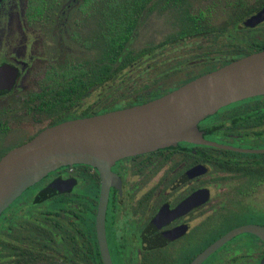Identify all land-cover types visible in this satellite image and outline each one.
Listing matches in <instances>:
<instances>
[{
	"label": "flooded vegetation",
	"instance_id": "1",
	"mask_svg": "<svg viewBox=\"0 0 264 264\" xmlns=\"http://www.w3.org/2000/svg\"><path fill=\"white\" fill-rule=\"evenodd\" d=\"M11 1L0 3V67L8 70L4 80H13L5 91L0 85V160L59 124H53L55 119L97 116L107 108L103 101L84 104L91 93L106 88L105 81L82 96L70 88L76 71L85 70V83L89 80L91 17L74 13L83 0H67L54 16L27 14L28 0L18 11ZM190 1L198 16V0ZM249 1L260 8L228 33L177 42L172 38L180 31L165 37L161 50L171 88L167 93L264 51V21L255 27L244 24L264 8V0ZM165 12L181 29L179 13L171 15L169 5ZM198 130L208 142L245 152L179 141L112 164L105 213L112 264H191L236 228H264V95L222 107L200 121ZM38 185L43 204L51 201L53 207L40 210L51 220L53 263L105 264L97 232L100 171L68 165ZM263 259L264 241L243 233L202 264H262Z\"/></svg>",
	"mask_w": 264,
	"mask_h": 264
},
{
	"label": "water",
	"instance_id": "2",
	"mask_svg": "<svg viewBox=\"0 0 264 264\" xmlns=\"http://www.w3.org/2000/svg\"><path fill=\"white\" fill-rule=\"evenodd\" d=\"M263 21L264 8L244 24L255 27ZM7 74V67H0L2 91L12 87V78H3ZM260 95H264V51L205 74L144 104L46 128L0 160V216L28 189L55 170L73 164L95 167L102 177L98 238L105 264H112L105 235L112 164L179 141L245 152L206 141L198 130V123L224 106ZM243 233L257 235L264 241V228L257 225L239 227L209 246L191 264H202L222 245Z\"/></svg>",
	"mask_w": 264,
	"mask_h": 264
},
{
	"label": "trees",
	"instance_id": "3",
	"mask_svg": "<svg viewBox=\"0 0 264 264\" xmlns=\"http://www.w3.org/2000/svg\"><path fill=\"white\" fill-rule=\"evenodd\" d=\"M67 0H28L27 14L56 15L60 14ZM190 0H83L76 5L75 14L90 15L91 34L89 80L85 83V70L75 72L74 94L80 95L92 90L100 83L113 82L128 69L141 63L164 47V42L140 50H131L130 45L145 14L155 10L165 12L168 5L181 16L182 32L172 38L179 41L191 36L225 34L239 26L256 8L249 0H211L205 7L198 6V16ZM204 1V0H198ZM80 75V76H78ZM165 72L152 82L139 85L131 90L132 100L116 104L109 102L100 113L120 110L144 104L157 99L171 90L166 83ZM80 96V97H81ZM65 121L55 119L53 124ZM37 186L28 189L1 216L0 225V264H54L51 247V220L44 218L41 207L51 210V201L40 199ZM12 210V211H11ZM9 211L11 212L8 217ZM8 214V215H7ZM6 216V218H5ZM8 217V218H7ZM10 219V224L7 222ZM47 221L48 225L44 224ZM42 222V223H41ZM80 257L81 254H80Z\"/></svg>",
	"mask_w": 264,
	"mask_h": 264
},
{
	"label": "rangeland",
	"instance_id": "4",
	"mask_svg": "<svg viewBox=\"0 0 264 264\" xmlns=\"http://www.w3.org/2000/svg\"><path fill=\"white\" fill-rule=\"evenodd\" d=\"M210 1L211 0L198 1V6L205 7ZM14 2L11 1V6H15L16 10L21 11L24 0H14ZM191 3L196 10L195 2L191 1ZM172 13L174 14L176 12L172 10L171 15ZM174 24L173 20L168 19L167 12L155 10L151 13L145 14L130 45V49L137 51L141 48L157 45L163 42L170 32L178 31L180 29L177 24H175L176 26H174ZM163 59V49L157 50L155 58L144 59L141 63L128 69L119 78L108 83L106 88L101 89V91H94L88 98H86L84 104L98 106L102 101L107 104L109 102L121 104L132 100L133 97L130 93L131 90H134V88L139 85L152 82L155 78H158L161 75L162 71L164 72L165 66ZM166 84L167 83H165V85ZM8 214L9 217L11 212L9 211ZM3 220L4 216L0 219V225L3 223ZM7 222L10 224V219H7Z\"/></svg>",
	"mask_w": 264,
	"mask_h": 264
}]
</instances>
